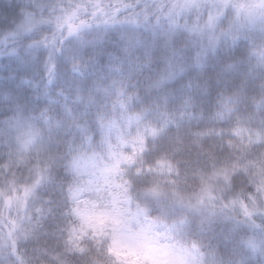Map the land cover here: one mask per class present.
<instances>
[{
    "label": "snow or ice",
    "instance_id": "obj_1",
    "mask_svg": "<svg viewBox=\"0 0 264 264\" xmlns=\"http://www.w3.org/2000/svg\"><path fill=\"white\" fill-rule=\"evenodd\" d=\"M8 7L0 264H264V0Z\"/></svg>",
    "mask_w": 264,
    "mask_h": 264
},
{
    "label": "trees",
    "instance_id": "obj_2",
    "mask_svg": "<svg viewBox=\"0 0 264 264\" xmlns=\"http://www.w3.org/2000/svg\"><path fill=\"white\" fill-rule=\"evenodd\" d=\"M13 0H0V15H3L5 12L9 11L8 5L12 3ZM7 69L0 65V76L5 75Z\"/></svg>",
    "mask_w": 264,
    "mask_h": 264
}]
</instances>
